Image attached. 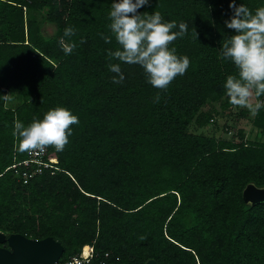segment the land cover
Returning a JSON list of instances; mask_svg holds the SVG:
<instances>
[{"label":"trees","instance_id":"obj_1","mask_svg":"<svg viewBox=\"0 0 264 264\" xmlns=\"http://www.w3.org/2000/svg\"><path fill=\"white\" fill-rule=\"evenodd\" d=\"M113 2L0 0V231L51 236L61 260L92 245L89 264H264V202L242 198L248 183L264 187V108L251 118L262 140L241 128L229 139L189 131L232 108L224 84L238 70L220 47L235 34L225 25L231 0H149L138 9L175 21L173 31L188 26L170 48L190 65L166 90L141 66L109 58L120 47L109 28ZM67 43L76 47L66 55ZM110 63L120 64L122 83ZM55 107L79 123L63 151L47 149L58 169L24 181L8 168L27 154L13 122L28 126Z\"/></svg>","mask_w":264,"mask_h":264},{"label":"clouds","instance_id":"obj_2","mask_svg":"<svg viewBox=\"0 0 264 264\" xmlns=\"http://www.w3.org/2000/svg\"><path fill=\"white\" fill-rule=\"evenodd\" d=\"M148 3L149 0H118L112 3L109 28L120 47L116 51H109L108 56L126 64L141 66L150 85L166 90L177 76L186 73L190 65L187 56H178L176 49L170 48L177 38L186 34L188 26L180 23L179 30L173 31L177 23L163 22L158 11L138 14V9ZM229 7L233 15L225 25L235 34L220 46L221 55L230 59L238 72L237 75L227 76L224 88L233 106L247 108L255 116L264 108V100L259 99L264 96V7H258L253 12L243 3L237 6L235 0H231ZM72 35L74 29L66 27L64 36ZM101 36L105 43H111L110 37ZM75 47L74 43H67L63 50L67 55ZM109 70L116 74L113 83L123 82L119 63H110ZM156 99L158 101L159 96ZM13 123L18 150L43 154L49 147L57 152L63 151L72 135V126L78 124L79 120L69 109L55 107L28 126L19 119Z\"/></svg>","mask_w":264,"mask_h":264},{"label":"water","instance_id":"obj_3","mask_svg":"<svg viewBox=\"0 0 264 264\" xmlns=\"http://www.w3.org/2000/svg\"><path fill=\"white\" fill-rule=\"evenodd\" d=\"M242 198L251 205L264 202V187L248 183L242 190ZM3 243L7 246H1ZM63 252V245L51 236L34 239L20 233L6 235L0 231V264H52L61 258ZM144 264L157 263L148 259Z\"/></svg>","mask_w":264,"mask_h":264},{"label":"rangeland","instance_id":"obj_4","mask_svg":"<svg viewBox=\"0 0 264 264\" xmlns=\"http://www.w3.org/2000/svg\"><path fill=\"white\" fill-rule=\"evenodd\" d=\"M43 25V26H42ZM41 28L45 35H50L54 31L53 25L50 23H42ZM218 109L219 103H209ZM206 105V108L210 107ZM226 115L216 116L214 120L206 124L202 128H196V125L191 124L189 131L193 133H202L205 135H213L217 138L229 139L236 134L237 129H244L249 132V138L261 139L260 135H257L255 131H252V119L253 115L247 108H240L232 105V108L227 111ZM244 112V114H242ZM262 140V139H261Z\"/></svg>","mask_w":264,"mask_h":264},{"label":"built area","instance_id":"obj_5","mask_svg":"<svg viewBox=\"0 0 264 264\" xmlns=\"http://www.w3.org/2000/svg\"><path fill=\"white\" fill-rule=\"evenodd\" d=\"M58 160L55 156L48 154L46 150L43 154L29 153L22 160L14 161L8 168L13 169V173L24 181L43 173L46 170L58 169ZM87 248L86 253L84 249ZM108 257L109 254L105 253L104 257ZM93 257V246L84 245L78 254H75L67 259L61 260V258L52 264H89ZM105 262L101 260L100 264Z\"/></svg>","mask_w":264,"mask_h":264},{"label":"bare ground","instance_id":"obj_6","mask_svg":"<svg viewBox=\"0 0 264 264\" xmlns=\"http://www.w3.org/2000/svg\"><path fill=\"white\" fill-rule=\"evenodd\" d=\"M86 251H87V248L84 249V252H85V253H86Z\"/></svg>","mask_w":264,"mask_h":264},{"label":"flooded vegetation","instance_id":"obj_7","mask_svg":"<svg viewBox=\"0 0 264 264\" xmlns=\"http://www.w3.org/2000/svg\"><path fill=\"white\" fill-rule=\"evenodd\" d=\"M150 259H153V258H150Z\"/></svg>","mask_w":264,"mask_h":264}]
</instances>
